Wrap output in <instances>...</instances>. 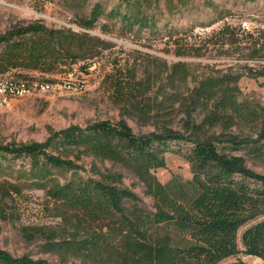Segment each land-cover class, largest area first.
<instances>
[{
  "label": "trees",
  "instance_id": "16d2710c",
  "mask_svg": "<svg viewBox=\"0 0 264 264\" xmlns=\"http://www.w3.org/2000/svg\"><path fill=\"white\" fill-rule=\"evenodd\" d=\"M131 3L119 0L108 10L103 1L95 2L78 20L83 30L38 21L7 28L0 33V74L15 71V77L48 81L31 73H67L113 51L112 41L91 32L96 28L119 36L137 27L157 30L155 18L130 9ZM199 36L182 45L176 41L177 55L237 53L247 62L168 63L136 50L132 63L116 57L106 75L114 77L117 94L144 114L180 109L184 131L136 133L126 121L99 120L52 132L43 143L0 144V172L10 158L28 157V181L54 180L51 169L74 166L71 156L79 152L119 162L143 182L151 206L113 169L49 182L47 193L63 226L41 233L61 264H219L240 254L264 260V172L247 164L248 158L264 159V104L243 96L239 85L243 76H264V63L250 62H264V23L249 31L225 24L211 36ZM170 151L191 164V179H158L155 170L166 166ZM0 264L54 263L0 248ZM226 264L250 263L236 258Z\"/></svg>",
  "mask_w": 264,
  "mask_h": 264
},
{
  "label": "rangeland",
  "instance_id": "374dc122",
  "mask_svg": "<svg viewBox=\"0 0 264 264\" xmlns=\"http://www.w3.org/2000/svg\"><path fill=\"white\" fill-rule=\"evenodd\" d=\"M97 1H103L109 10L119 0H0V33L15 24L35 21L49 27L66 26L83 30L78 20L87 15ZM131 1L130 9L145 11L155 18L157 30L137 27L132 34L119 36L115 32L107 34L96 28L91 31L93 34L115 44L110 54L78 63L67 73L42 75L32 72L31 75L37 78L48 79L51 86L46 90L34 89L0 106V144L43 143L52 132L73 125L85 127L99 120L126 121L136 133L161 131L165 127L184 131V114L180 109L171 114L148 115L142 113L136 103L122 99L114 87V77H106L112 70V61L117 57L123 63L127 59L132 63L138 50L165 59L168 63L242 64L247 61L237 58V53L229 57L216 56L215 51L207 52L205 56L177 55L179 46L175 42L179 41L182 45L183 40L192 41L193 37L199 35L205 38L225 24L239 26L244 19L250 21V30L264 23V0ZM14 72L6 74L16 76ZM239 85L243 96L264 104V76H243ZM182 147L186 149L188 144L183 143ZM71 159L74 166L52 168L50 175L54 180L45 184L28 181L23 176V172L30 168L28 157L10 158L5 162V169L0 172L1 249L15 256L28 254L36 259L48 258L54 264H61L51 251L48 239L41 233L42 230L60 231L63 226L57 203L47 193L49 182L52 181L97 177L98 171L113 169L123 175L124 185L133 190L146 206H151L152 200L145 193L143 182L121 163L98 160L79 152ZM165 160L166 166L155 170L161 182L172 178H192V166L183 155L170 151L165 154ZM247 164L255 171L264 172V159L248 158ZM11 184L16 185L17 190H12L9 187ZM2 186L10 191L9 195ZM236 258H242L250 264H264V260L259 257L243 254L227 258L219 264H226Z\"/></svg>",
  "mask_w": 264,
  "mask_h": 264
},
{
  "label": "built area",
  "instance_id": "2783aa9c",
  "mask_svg": "<svg viewBox=\"0 0 264 264\" xmlns=\"http://www.w3.org/2000/svg\"><path fill=\"white\" fill-rule=\"evenodd\" d=\"M241 28L249 31L251 23L244 19L241 22ZM72 75L73 73H69ZM51 83L49 81H41L38 79H28L15 77L7 74H0V106L5 105L11 99L29 94L34 89L46 90L49 89Z\"/></svg>",
  "mask_w": 264,
  "mask_h": 264
}]
</instances>
